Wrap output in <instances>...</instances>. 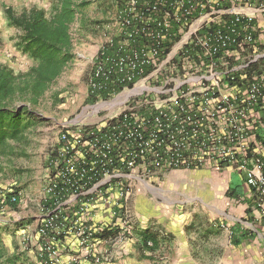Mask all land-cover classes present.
I'll return each instance as SVG.
<instances>
[{"label":"built area","instance_id":"2783aa9c","mask_svg":"<svg viewBox=\"0 0 264 264\" xmlns=\"http://www.w3.org/2000/svg\"><path fill=\"white\" fill-rule=\"evenodd\" d=\"M118 1L88 86L93 107L120 109L67 122L51 149L40 264H73L103 231L127 237L136 185L174 169L237 172L264 208V0ZM98 211L108 225L91 224Z\"/></svg>","mask_w":264,"mask_h":264},{"label":"rangeland","instance_id":"374dc122","mask_svg":"<svg viewBox=\"0 0 264 264\" xmlns=\"http://www.w3.org/2000/svg\"><path fill=\"white\" fill-rule=\"evenodd\" d=\"M118 2L90 0L84 8L85 19L75 21L71 27L75 53L73 61L39 98L38 103L33 105L39 120L28 129L26 139L22 142H12L15 148L13 154L0 158L3 168L0 173V200L2 199L0 231L8 253L19 258L17 264H40L38 204L43 186L44 167L64 125L78 118L84 122H95L120 109V106L110 108L109 104L93 107L95 102L88 101V81L93 60L99 49L115 33ZM52 5L53 0H0V65L19 73L26 72L36 63L19 49L21 30L10 24L6 14L7 8L10 7L20 16L33 7L49 11ZM15 103L30 104L20 100H16ZM232 181L234 184L242 182L238 174H233ZM180 184L196 186L197 188L192 190L195 193L200 192L201 195L210 193L212 200L219 205L228 200L224 193L213 192L205 181L183 177ZM14 191H17L19 196L17 208H12L5 200L3 201L5 195ZM236 205H240L241 208L247 206L244 201ZM210 210L212 211L208 208L204 210L199 208L194 218L197 216L200 218L204 212ZM235 212L241 213L237 209ZM191 225L190 228L193 229L194 222ZM208 258L209 263H213L218 257L209 256L206 259ZM258 258L260 262L264 261L261 256Z\"/></svg>","mask_w":264,"mask_h":264},{"label":"crops","instance_id":"0c3cea01","mask_svg":"<svg viewBox=\"0 0 264 264\" xmlns=\"http://www.w3.org/2000/svg\"><path fill=\"white\" fill-rule=\"evenodd\" d=\"M256 25L257 36L264 41V20L260 18ZM233 174L238 173L174 169L158 181L137 184L132 200L135 221L127 237L118 240L109 231L96 234L89 249L74 251L73 264H264L258 258H264V208L250 197L241 177V183H233ZM183 177L205 181L213 192L224 193L228 200L219 205L210 193L201 195L192 190L197 188L194 185L181 186ZM239 186L245 195L231 196L230 190L237 194ZM243 201L247 205L244 208L236 205ZM199 208L212 211L195 219ZM107 217L98 211L91 224L106 226ZM145 230L157 234L156 248L144 245ZM209 256L218 258L209 263Z\"/></svg>","mask_w":264,"mask_h":264},{"label":"trees","instance_id":"16d2710c","mask_svg":"<svg viewBox=\"0 0 264 264\" xmlns=\"http://www.w3.org/2000/svg\"><path fill=\"white\" fill-rule=\"evenodd\" d=\"M89 3L90 0H53L49 11L33 7L20 16L7 8L10 24L21 30L19 49L36 63L26 72L19 73L0 65V158L13 154L15 148L12 142L24 141L28 129L38 122L33 105L73 61L75 53L71 27L75 21L85 19L84 8ZM102 97L108 98V95L104 93ZM16 100L30 104L15 105ZM88 101L95 102L96 97L89 93ZM2 170L0 161V173ZM240 187L237 194L233 188L229 194L244 196L245 192ZM15 194L19 199L17 191L4 197L12 208H17L19 202L12 200ZM142 234L145 246L150 249L158 246L155 232L145 230ZM18 260L17 256L8 253L0 231V264H17Z\"/></svg>","mask_w":264,"mask_h":264},{"label":"bare ground","instance_id":"6f19581e","mask_svg":"<svg viewBox=\"0 0 264 264\" xmlns=\"http://www.w3.org/2000/svg\"><path fill=\"white\" fill-rule=\"evenodd\" d=\"M120 101L122 100V98L119 99Z\"/></svg>","mask_w":264,"mask_h":264}]
</instances>
